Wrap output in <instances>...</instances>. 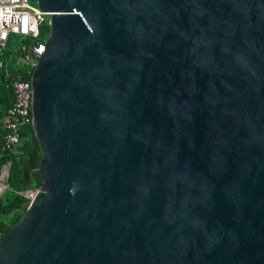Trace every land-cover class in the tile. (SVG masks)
<instances>
[{
	"label": "water",
	"instance_id": "95a60500",
	"mask_svg": "<svg viewBox=\"0 0 264 264\" xmlns=\"http://www.w3.org/2000/svg\"><path fill=\"white\" fill-rule=\"evenodd\" d=\"M36 5L42 185L0 264H264V0Z\"/></svg>",
	"mask_w": 264,
	"mask_h": 264
},
{
	"label": "built area",
	"instance_id": "2783aa9c",
	"mask_svg": "<svg viewBox=\"0 0 264 264\" xmlns=\"http://www.w3.org/2000/svg\"><path fill=\"white\" fill-rule=\"evenodd\" d=\"M41 16L49 15L39 13L37 5L30 4V0H0V72H4L14 94L13 103L6 113L4 151L15 149L20 142L21 129L33 122L31 78L25 81L20 72L11 73L8 67L13 60L16 69L27 72L31 69L33 73L47 41V27ZM16 37L27 43L22 44L16 54L7 57L9 41ZM8 168L5 165L0 171V197L8 190L5 184ZM34 195V191L27 192L26 198L31 201Z\"/></svg>",
	"mask_w": 264,
	"mask_h": 264
},
{
	"label": "trees",
	"instance_id": "16d2710c",
	"mask_svg": "<svg viewBox=\"0 0 264 264\" xmlns=\"http://www.w3.org/2000/svg\"><path fill=\"white\" fill-rule=\"evenodd\" d=\"M26 40L13 38L9 41L7 49V57L16 54L18 48L22 44H26ZM13 60L8 67L11 73H21V78L29 81L32 70L16 69ZM14 100L13 90L5 78L4 72H0V120L6 117L8 108ZM0 138V171L5 165L9 166V173L5 184L8 190L0 197V239H2L9 230L18 222H14L16 217L23 215L29 204V200L24 196L27 192L37 191L41 185L39 175V164L41 153L34 136L32 125L25 126L20 131V142L12 151H4L3 137ZM20 220V219H19Z\"/></svg>",
	"mask_w": 264,
	"mask_h": 264
},
{
	"label": "crops",
	"instance_id": "0c3cea01",
	"mask_svg": "<svg viewBox=\"0 0 264 264\" xmlns=\"http://www.w3.org/2000/svg\"><path fill=\"white\" fill-rule=\"evenodd\" d=\"M5 123H6V117L0 120V138H1L2 134H3V131L5 132ZM2 168H1V170H2Z\"/></svg>",
	"mask_w": 264,
	"mask_h": 264
},
{
	"label": "rangeland",
	"instance_id": "374dc122",
	"mask_svg": "<svg viewBox=\"0 0 264 264\" xmlns=\"http://www.w3.org/2000/svg\"><path fill=\"white\" fill-rule=\"evenodd\" d=\"M30 4L36 6V0H30ZM46 30H47V29H46ZM43 32H45V30H44ZM19 219H20V217H16V219L14 220V222H15V223L18 222Z\"/></svg>",
	"mask_w": 264,
	"mask_h": 264
}]
</instances>
